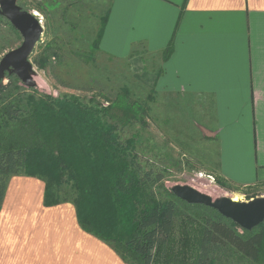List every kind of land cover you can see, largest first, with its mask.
Masks as SVG:
<instances>
[{
    "label": "trees",
    "instance_id": "16d2710c",
    "mask_svg": "<svg viewBox=\"0 0 264 264\" xmlns=\"http://www.w3.org/2000/svg\"><path fill=\"white\" fill-rule=\"evenodd\" d=\"M109 11L100 18L91 54L100 51ZM50 43L39 45L47 55L37 62L42 70L55 55ZM173 51L172 41L163 61ZM6 81L0 88V212L10 180L34 178L45 185L46 208L72 204L82 231L125 264H264V223L246 231L212 208L180 200L166 188L163 171L136 154L137 137L121 139L120 127L145 124L151 111L150 103L132 101L130 88L108 101L109 110L118 109L127 119L99 123L95 104L89 109L73 98L26 90L15 75ZM180 98L185 104L173 110L193 112L196 101ZM215 181L226 191L245 194L244 187L222 176ZM66 187L74 190L69 198H63Z\"/></svg>",
    "mask_w": 264,
    "mask_h": 264
},
{
    "label": "crops",
    "instance_id": "0c3cea01",
    "mask_svg": "<svg viewBox=\"0 0 264 264\" xmlns=\"http://www.w3.org/2000/svg\"><path fill=\"white\" fill-rule=\"evenodd\" d=\"M108 8L100 52L128 60L159 93L212 106L206 133L214 135H206L218 136L209 140L217 149L213 175L244 188L261 183L264 0H111ZM146 54L157 71L144 72ZM44 192L38 179L10 180L0 212V264H125L82 231L72 204L46 208Z\"/></svg>",
    "mask_w": 264,
    "mask_h": 264
},
{
    "label": "rangeland",
    "instance_id": "374dc122",
    "mask_svg": "<svg viewBox=\"0 0 264 264\" xmlns=\"http://www.w3.org/2000/svg\"><path fill=\"white\" fill-rule=\"evenodd\" d=\"M18 1L25 10L38 14L43 21V35L30 58L37 72L34 79L37 83L35 89L39 93L73 98L89 109H94L92 105L95 104L99 111L96 122L123 123L126 115L118 109L109 110L108 101H114L122 88L128 87L132 101L150 103L151 111L144 119L145 124L137 122L120 127L121 139L137 137L136 154L163 171L167 189L188 185L210 195L213 200L228 197L248 201L253 196L264 197V180L256 186L245 188V194L226 191L217 185L216 176L213 175L217 164L216 144L202 139L206 134L214 135L206 133V128L213 123L209 120L210 107L202 104L205 101L197 100L192 106L193 112L183 111L182 108L174 111L186 100L170 92L159 93L148 82H142L132 71L128 60L112 59L100 51L90 53V45L100 27V18L105 15L111 0ZM1 18L0 59L22 44L20 34ZM48 41L55 55L50 57L49 65L42 70L37 62L47 56L43 55V47ZM147 56L144 62L148 67L144 72H150V69L157 71L156 61L149 65L151 59ZM90 57L94 59L90 60ZM150 97L155 101L149 102ZM173 101L180 102L177 106ZM64 191L67 193L63 198H69L74 190L66 187Z\"/></svg>",
    "mask_w": 264,
    "mask_h": 264
},
{
    "label": "water",
    "instance_id": "95a60500",
    "mask_svg": "<svg viewBox=\"0 0 264 264\" xmlns=\"http://www.w3.org/2000/svg\"><path fill=\"white\" fill-rule=\"evenodd\" d=\"M0 16L22 37V44L0 59V88L10 75H15L25 87L36 88L34 77L37 72L30 58L43 35L42 23L34 13L24 10L18 0H0ZM171 191L177 198L189 204L204 205L216 210L243 230L251 231L264 223V197L248 201L228 197L213 200L210 195L188 185H177Z\"/></svg>",
    "mask_w": 264,
    "mask_h": 264
},
{
    "label": "built area",
    "instance_id": "2783aa9c",
    "mask_svg": "<svg viewBox=\"0 0 264 264\" xmlns=\"http://www.w3.org/2000/svg\"><path fill=\"white\" fill-rule=\"evenodd\" d=\"M34 14L40 19L41 23L43 24V21H42V19L40 18V16H39L38 14H36V13H34Z\"/></svg>",
    "mask_w": 264,
    "mask_h": 264
}]
</instances>
